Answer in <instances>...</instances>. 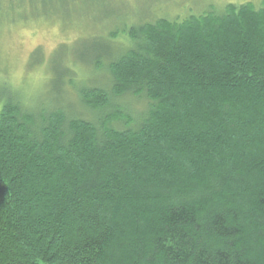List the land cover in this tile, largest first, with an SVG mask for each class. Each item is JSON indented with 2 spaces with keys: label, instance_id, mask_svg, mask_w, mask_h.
Here are the masks:
<instances>
[{
  "label": "trees",
  "instance_id": "obj_1",
  "mask_svg": "<svg viewBox=\"0 0 264 264\" xmlns=\"http://www.w3.org/2000/svg\"><path fill=\"white\" fill-rule=\"evenodd\" d=\"M122 31L115 59L55 53L49 109L0 86V264H264V7ZM66 50L110 78L75 87L91 121L62 104Z\"/></svg>",
  "mask_w": 264,
  "mask_h": 264
},
{
  "label": "rangeland",
  "instance_id": "obj_2",
  "mask_svg": "<svg viewBox=\"0 0 264 264\" xmlns=\"http://www.w3.org/2000/svg\"><path fill=\"white\" fill-rule=\"evenodd\" d=\"M245 3L264 7V0H0V86L21 94L23 100L28 101L27 107L34 108L35 102H39L49 109L51 103L46 95L50 80L48 68L60 48L71 49L82 39H89L73 51L88 50L87 53L92 55L98 47L100 50L110 48L111 59H115L130 47L128 37L122 31L125 27L154 23L160 18L183 21L192 15L219 14L229 4ZM36 52L39 56L32 61ZM69 53L64 56V63L77 75L75 85L67 86L62 104L69 107L68 114L91 121L92 115L78 105L75 87L83 83L109 89L110 78L105 71L92 75L95 69L92 63L71 58ZM10 96L14 97V92ZM115 105L126 119L139 122L149 111L150 104L145 97L126 95L117 99ZM113 126L124 129L128 124L118 121Z\"/></svg>",
  "mask_w": 264,
  "mask_h": 264
},
{
  "label": "bare ground",
  "instance_id": "obj_3",
  "mask_svg": "<svg viewBox=\"0 0 264 264\" xmlns=\"http://www.w3.org/2000/svg\"><path fill=\"white\" fill-rule=\"evenodd\" d=\"M140 23V22H139Z\"/></svg>",
  "mask_w": 264,
  "mask_h": 264
}]
</instances>
